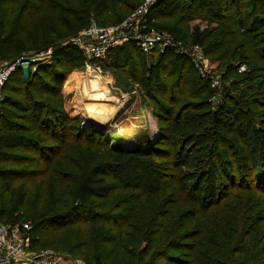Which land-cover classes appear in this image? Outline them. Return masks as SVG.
Returning <instances> with one entry per match:
<instances>
[{"label":"trees","instance_id":"trees-1","mask_svg":"<svg viewBox=\"0 0 264 264\" xmlns=\"http://www.w3.org/2000/svg\"><path fill=\"white\" fill-rule=\"evenodd\" d=\"M144 1L0 0V62L50 52L48 64L24 77L16 68L0 89V222H29L33 250L50 248L87 264H264V119L257 125L253 118L264 108V0H155L150 8L151 26L203 49L221 72L218 90L171 50L147 56L127 42L101 59L112 62L123 85L129 78L144 88L147 104L139 114L150 108L158 122V139L149 147H170L169 164L156 161L151 148L128 149L115 138L101 145L98 131L81 130L63 111L64 70L83 62L64 42L92 19H103L99 27L121 23ZM188 9L207 24L183 27ZM130 69L138 76L131 79ZM216 91L221 99L213 108ZM210 116L213 126L206 127ZM190 120L196 124L178 131L176 144L167 123ZM212 136H222L226 147L214 152ZM66 163L76 170L67 194L59 184L67 180ZM169 169L175 190L169 209L157 215L147 198L170 186ZM47 172L59 195L28 212L25 189L12 183ZM114 186L150 202V221H132L123 198L110 201Z\"/></svg>","mask_w":264,"mask_h":264},{"label":"rangeland","instance_id":"rangeland-1","mask_svg":"<svg viewBox=\"0 0 264 264\" xmlns=\"http://www.w3.org/2000/svg\"><path fill=\"white\" fill-rule=\"evenodd\" d=\"M198 13L199 12L195 9H188L185 14H187L188 17L190 16V20L183 27L186 26L190 29L194 25L204 27L207 24V21L203 19L202 15L198 16ZM176 19H179V17H176ZM93 24L100 26L101 24L106 23L101 18L99 20L92 19L90 26ZM68 41L69 40L66 42ZM47 52L48 51L35 55L38 59L35 58L36 60L33 61L24 58L26 59V62L22 64H19L18 62L15 64L0 62V73L9 70V75L6 79L0 82V89L4 86L7 78L16 70V68L20 69L21 76L24 77L25 73H32L35 71L36 65L48 64L50 53L48 54ZM80 55L83 58V62L76 67L64 70L65 76L61 84V94L63 96L64 105L63 111L68 119L78 120V125H80L81 130L93 127L95 131H98L101 135L96 138L95 142H98L99 144L101 143V145L107 146L109 142L108 145H110L113 138H115L114 140L118 142V146L126 147L128 149L135 147L141 149L151 148L153 151L157 150L158 152L157 155H154L156 161L169 164L168 162L172 150L170 147L163 145L164 143L149 147L158 139V122L156 118L152 116L150 108L143 107L141 115L139 114L143 103L147 104L144 97V88H140L133 82L134 80H130L129 78L125 80V85H123L120 82V73L112 67V62H110L109 59L103 61L101 59L90 60L83 53H80ZM208 63V69H211L216 75L220 76L221 72L216 70L215 67L210 64L209 60ZM126 73L131 79L138 76L137 72L132 69L128 70ZM28 76L31 77L30 74H28ZM91 78H96L97 86L94 85ZM183 100L194 101L196 99L194 97H185ZM179 101L181 102L182 100ZM178 105V103H175L174 108ZM263 113L264 108H260L257 110V113L254 114L253 118L257 125L264 119V116L262 115ZM85 118H89L91 121L83 127V121ZM195 124L196 122L192 120L185 123L184 121L181 123H167L171 129L172 135L176 137V144H180L181 142L177 132L180 130L190 131ZM71 125H73L75 129H77L76 127L79 128V126L74 123H71ZM211 126H213V120L210 116L206 127ZM212 139L214 141V152H218L219 149L224 148L227 145L226 140L222 136H212ZM63 153L68 154L65 149L63 150ZM75 171L76 170L67 163L63 166V172L64 174H67L68 177L65 183L59 182V184L61 183L60 189H63L66 194L74 185V182L72 181L73 178L71 177L72 175H75ZM168 175L170 186L164 188L157 198H147V201L152 200L155 202L153 203L154 208L155 206L158 207L159 212L157 215L164 213V211L169 209L166 207L168 203L167 201L172 199L170 193L175 190L173 187L174 174L171 169H169ZM52 177L51 173L47 172L38 178H22L13 181L12 186H15L16 190L24 188L26 191L27 198L25 201V209L28 210V212L40 210L49 203H53L56 197H58L60 189L56 190L55 195V183L52 182ZM62 180H64V178H62ZM114 190L116 191L111 194L109 200L117 202V200L123 198L124 201H127L124 203L123 208H133L132 221H150V217L147 216L149 214L145 209L150 202L139 200V196H135L137 195L136 191H120L117 186H114ZM49 195H51V197ZM155 220L162 221V218L156 216ZM46 250L52 251L64 261H77L87 264L84 260L72 254L56 252L50 248ZM173 253H177V251L174 250Z\"/></svg>","mask_w":264,"mask_h":264},{"label":"built area","instance_id":"built-area-1","mask_svg":"<svg viewBox=\"0 0 264 264\" xmlns=\"http://www.w3.org/2000/svg\"><path fill=\"white\" fill-rule=\"evenodd\" d=\"M154 4L155 0H145L126 19L114 26L97 27L93 24L63 46L75 47L90 60L103 59L110 50L127 42H133L137 50L147 56L163 54L171 50L185 57L200 79L207 81L211 89L218 90L221 77L208 69V59L201 47L185 45L176 37L158 31L149 24L147 16ZM244 71L245 67L240 66L238 72ZM8 75L9 70L0 73V82ZM220 99V92L216 91L211 100L213 108ZM30 231L29 222L13 227L0 222V264H84L64 261L49 250H33Z\"/></svg>","mask_w":264,"mask_h":264},{"label":"water","instance_id":"water-1","mask_svg":"<svg viewBox=\"0 0 264 264\" xmlns=\"http://www.w3.org/2000/svg\"><path fill=\"white\" fill-rule=\"evenodd\" d=\"M19 64H22V63H24V62H26V59H19L18 61H17ZM91 120L89 119V118H85L84 119V121H83V127H85L86 126V124L87 123H89Z\"/></svg>","mask_w":264,"mask_h":264},{"label":"bare ground","instance_id":"bare-ground-1","mask_svg":"<svg viewBox=\"0 0 264 264\" xmlns=\"http://www.w3.org/2000/svg\"><path fill=\"white\" fill-rule=\"evenodd\" d=\"M91 81L94 83V85H96L97 86V80H96V78H91Z\"/></svg>","mask_w":264,"mask_h":264}]
</instances>
